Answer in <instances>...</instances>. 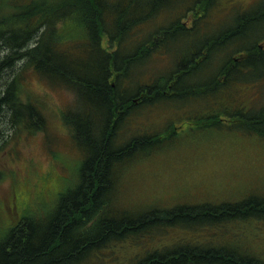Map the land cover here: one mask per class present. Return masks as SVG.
I'll use <instances>...</instances> for the list:
<instances>
[{
  "label": "trees",
  "instance_id": "1",
  "mask_svg": "<svg viewBox=\"0 0 264 264\" xmlns=\"http://www.w3.org/2000/svg\"><path fill=\"white\" fill-rule=\"evenodd\" d=\"M219 6L0 0V150L48 132L43 107L23 98L30 70L75 96L62 116L81 158L79 183L44 216L1 228L0 264H264L215 242L239 225H264V191L218 204L121 206L132 170L193 148L190 140L225 131L264 139V36L256 31L264 8L210 28ZM134 247L142 253L119 255Z\"/></svg>",
  "mask_w": 264,
  "mask_h": 264
},
{
  "label": "rangeland",
  "instance_id": "2",
  "mask_svg": "<svg viewBox=\"0 0 264 264\" xmlns=\"http://www.w3.org/2000/svg\"><path fill=\"white\" fill-rule=\"evenodd\" d=\"M263 8L264 0H220L208 22L214 28L219 22H227L228 15ZM195 16H189V25ZM256 31L264 36V19L257 22ZM108 39L105 35L103 44L111 50ZM25 76L23 98L35 100L43 107L48 132L22 134L18 141H10L0 150V230L27 215L44 216L57 204L59 194L74 189L80 180L77 173L81 158L62 116L75 103V96L49 85L33 71L29 70ZM190 141L193 148L186 143L171 155L132 170L123 185L121 206L137 211L152 206L218 204L241 201L247 195L264 191V139L225 131L203 137L199 143L198 139ZM253 222L218 236L215 242L264 259V225L261 223L257 228ZM169 242L165 239L163 244ZM141 253L140 247H134L123 249L119 255L129 258Z\"/></svg>",
  "mask_w": 264,
  "mask_h": 264
},
{
  "label": "bare ground",
  "instance_id": "3",
  "mask_svg": "<svg viewBox=\"0 0 264 264\" xmlns=\"http://www.w3.org/2000/svg\"><path fill=\"white\" fill-rule=\"evenodd\" d=\"M116 205V200H115V204H114V206ZM116 207V206H115ZM208 254V253H207ZM209 255V254H208Z\"/></svg>",
  "mask_w": 264,
  "mask_h": 264
}]
</instances>
